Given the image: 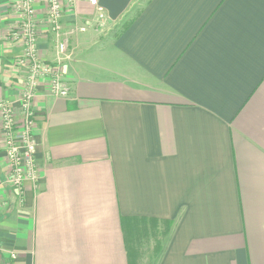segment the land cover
Listing matches in <instances>:
<instances>
[{
	"label": "crops",
	"instance_id": "0c3cea01",
	"mask_svg": "<svg viewBox=\"0 0 264 264\" xmlns=\"http://www.w3.org/2000/svg\"><path fill=\"white\" fill-rule=\"evenodd\" d=\"M96 2L104 26L95 1L61 0L69 93L37 86L38 180L19 193L0 118V264H141L148 239L154 264H264V0ZM35 17L54 64L44 0ZM17 22L0 0V101L19 119Z\"/></svg>",
	"mask_w": 264,
	"mask_h": 264
},
{
	"label": "built area",
	"instance_id": "2783aa9c",
	"mask_svg": "<svg viewBox=\"0 0 264 264\" xmlns=\"http://www.w3.org/2000/svg\"><path fill=\"white\" fill-rule=\"evenodd\" d=\"M18 22L10 30V38L21 45L18 58L20 66L26 69V84L19 98L20 118H17L12 102L0 101L1 131L4 135L5 154L9 162V176L5 184L21 192L26 181L36 185L38 176L35 166L36 144L32 134L35 121L33 101L37 86L47 81L54 96H67L69 88L63 81L59 66L67 51V36L61 35L63 6L61 0H44L46 3V21L56 37V63L43 62L38 54V20L35 17V0H14ZM95 1L99 25L104 26L106 18L102 8ZM83 30V28H81ZM1 203V202H0ZM11 260L15 253L9 254Z\"/></svg>",
	"mask_w": 264,
	"mask_h": 264
},
{
	"label": "rangeland",
	"instance_id": "374dc122",
	"mask_svg": "<svg viewBox=\"0 0 264 264\" xmlns=\"http://www.w3.org/2000/svg\"><path fill=\"white\" fill-rule=\"evenodd\" d=\"M98 25H99V23H98ZM106 30H108V29H106ZM38 54H39V52H38ZM65 54H66V52H65ZM43 62H44V60H43ZM45 63H47V62H45ZM149 246H150V240L148 239L147 240V247H148V249H146L144 252H142V257H141V260H140L141 261V264H154L155 263V259L157 258V255H154V254H152L150 252V249H149L150 247Z\"/></svg>",
	"mask_w": 264,
	"mask_h": 264
}]
</instances>
